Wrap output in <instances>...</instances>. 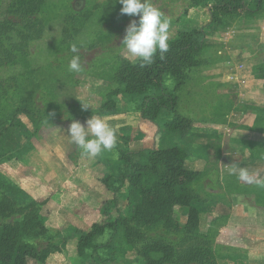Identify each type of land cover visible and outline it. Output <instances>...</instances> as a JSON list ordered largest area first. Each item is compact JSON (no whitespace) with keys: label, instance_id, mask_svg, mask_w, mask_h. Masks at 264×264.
<instances>
[{"label":"rangeland","instance_id":"1","mask_svg":"<svg viewBox=\"0 0 264 264\" xmlns=\"http://www.w3.org/2000/svg\"><path fill=\"white\" fill-rule=\"evenodd\" d=\"M37 1L41 0H24L15 8V11H21L18 12L20 14H14L12 0H0V24L10 23L0 40L15 57L12 62L6 61L8 64L0 66V130L13 121H19L25 126L24 130H10L0 138V201L3 198L8 199L15 209L36 204L47 231L42 237H24L23 242L37 251L49 247L58 248L57 253L51 254L56 258L49 262L50 255L45 264H48L47 261L49 264H147L137 255V251L157 242L169 246L175 253L171 262L161 264H227L224 254H218L214 249V228L208 229L204 225L191 238L185 237L184 233L171 225L159 224L141 228L138 236L130 237L132 250L128 249L121 233L111 241L112 231L107 227L101 235L92 239V247L97 248L96 257L100 262L90 257L93 253L91 248L85 250L84 256L78 255L80 235L87 234L93 225H107L118 216L128 219L126 199L121 194L124 190L118 194L109 191L111 200L101 203L98 201L90 206L94 216L81 218V224L77 226L73 223V217L66 215H71V211L74 214L76 211L79 213L81 203H66L62 200L56 202L58 192L50 185L44 167L46 164L40 156L43 150L47 151L46 147L51 148L48 146L47 137L56 139L54 126L58 124L65 127L64 122L74 119L86 125V120L96 117L97 111L81 109L87 98L102 105L108 95L114 92L113 100L118 101L117 104L121 105L123 112L130 113L140 108L143 96L123 94L120 85L113 80L120 59L137 62L122 48V40L126 27L139 17L121 15L122 5L119 0ZM245 1L247 5H253L259 0ZM151 3L170 21L168 42L184 30L203 29L207 34L211 29L208 11L211 0H202L201 6L194 5L193 0H151ZM33 7H37V11L29 14L23 24V14ZM224 19L223 27H217L206 35L204 47L197 57L204 63L202 66L212 69L210 72L213 76L209 77L204 68H195L177 91L174 89L175 83L170 78H165L166 88L177 96V112L193 122L192 137L198 136L202 131L200 129H206L201 126L204 125L203 121L206 123L211 119L216 124H222L228 121L225 118L230 115L231 120L235 121L230 122V128L239 127L264 134V104L257 108L249 105L234 106L238 105L237 101L234 103L224 93L226 87L221 84L218 76L215 77L222 70L225 58L229 57V62H240L249 69L251 77L257 81L258 84L252 92L264 94V0H261L260 7L254 14L242 12L236 17ZM73 43L80 46L79 55L83 67L80 73H70L67 67L73 56L70 51ZM195 95L196 101L193 100ZM169 119L162 113L156 125H163ZM176 135L180 136L177 133ZM127 138L121 139L124 144ZM153 143L147 147L154 148ZM184 144V147L179 146L191 151L190 144ZM242 144L238 148L242 153V163L253 164L258 169L256 173L264 180V138L261 145H258L259 142L256 145ZM212 149L209 157L214 161L218 155L215 149L219 148ZM118 152L115 149L109 155L110 159L106 156L102 160H93L84 156L76 147L69 156L75 163L80 162V166H86L89 172L95 173L97 180L99 178L102 182L109 176V180L106 178L108 183L117 185L122 171ZM48 158L54 164L52 157H46L47 160ZM209 167L202 174L199 173L196 180L188 186V192L193 198L192 205L199 212H204V207L207 206L203 205L212 201L216 193L212 185L215 174ZM225 180L235 187L234 179ZM216 183H220V180ZM217 191L223 193V189L219 187ZM240 191L263 196L258 204L264 205V187L242 182ZM112 200L115 201L114 204H111ZM185 211L187 216L186 209H177L173 223H185ZM20 220V215L13 214L7 219L0 218V225L14 224ZM104 245L108 246L102 248ZM190 246H194L196 252H190ZM187 251L190 256L186 255ZM151 257L156 263L160 258L159 255ZM28 264L38 263L29 260Z\"/></svg>","mask_w":264,"mask_h":264},{"label":"trees","instance_id":"2","mask_svg":"<svg viewBox=\"0 0 264 264\" xmlns=\"http://www.w3.org/2000/svg\"><path fill=\"white\" fill-rule=\"evenodd\" d=\"M24 0H12L14 14H20L18 9ZM208 8L211 26L210 31L225 25L224 18L236 17L244 12L254 14L260 7L261 0L253 5H247L245 0H211ZM37 2H42L37 1ZM194 5L201 6L202 0H193ZM37 11V7L30 8L23 14L22 22L29 14ZM32 23L31 21H28ZM9 22L0 24V37L7 30ZM209 31V32H210ZM206 31L203 29L184 30L178 32L175 39L168 42L169 49L160 58L159 53L151 65L143 68L138 62L132 63L126 59L119 60L118 70L113 75V80L122 88L125 95H142L140 113L142 120L158 125V119L162 113L170 119L158 129L164 128L167 133L190 136L193 123L189 118L177 112V96L168 91L165 85V78H170L174 83V89H179L185 84L191 70L204 64L197 57L204 47ZM13 57L0 40V66L12 62ZM7 61V62H6ZM114 92L110 93L105 103L95 113L96 116L104 117L116 112V104L113 100ZM25 126L19 121H13L8 127L0 130L2 138L10 130H24ZM127 142L125 141V144ZM167 143V144H165ZM187 154L167 140L156 144L154 148L143 149L138 152L119 150L118 161L122 165L117 185L109 184L108 177L102 180L107 190L113 193H120L124 190L123 196L126 201V213L128 219L118 216L112 222L104 226L93 225L91 230L80 235L78 241V255L84 256L85 250L92 249L91 258L97 262L96 247H92V239L101 235L105 228L112 231L111 241L118 235H123L128 249L132 250L130 237L138 236L141 228H150L159 224L171 225L177 231L184 233L185 237H192L199 230V209L192 205L193 198L188 192V186L193 183L199 173L189 170L186 166ZM111 204L115 201L112 200ZM186 209L187 216L185 223H173V216L177 209ZM108 214V212H106ZM13 214L21 216V220L14 224L4 223L0 225V264H28L29 260L38 264H45L47 258L59 250L56 247H49L41 251L35 250L29 244L23 242L24 237H42L47 231L43 225V219L36 204L32 203L25 207L15 209L8 199L0 201V218L7 219ZM131 224L132 226H129ZM108 245L102 246L106 248ZM194 246H190V252H196ZM190 252H185L190 256ZM147 264H161L171 262L175 253L172 248L157 242L143 246L137 251ZM152 255H159L158 262H154ZM105 263V262H104Z\"/></svg>","mask_w":264,"mask_h":264},{"label":"crops","instance_id":"3","mask_svg":"<svg viewBox=\"0 0 264 264\" xmlns=\"http://www.w3.org/2000/svg\"><path fill=\"white\" fill-rule=\"evenodd\" d=\"M224 37L227 36L224 34ZM227 58L229 57L225 58V62L221 66L222 70L217 72L215 77L218 76L221 84L226 87L224 93L234 100V103L237 101L238 105L234 104V106L249 105L257 108V106L264 104V94L262 92H252L258 83L251 77L249 69L245 68L240 62H229L230 60H227ZM202 65L200 67L206 69L207 75L212 77V69ZM238 75L240 77H237ZM257 93L258 95H256ZM196 99L195 95L193 100L196 101ZM117 102H115L116 112L114 114L104 117L96 116L102 118L105 123L112 127L117 136L116 147L111 152H103L97 159L102 160L106 156L110 159L109 155H112L115 149H126L129 152L151 149L152 147H147V145L151 144L152 146L153 142V146L161 144L165 140L173 145H178L177 147L187 154L186 166L189 170L202 174L203 170L210 166V170L215 174L212 185L215 187L216 193L213 195L212 201H208L207 205H203L207 206L204 207V212L200 211L199 229L203 228V225L208 229L214 228L216 232L214 249L218 254H224L227 264H264V205L258 204L263 196L258 197L255 193L246 194L245 191H240L242 182L238 179L237 174H233L231 168V165H237L248 169L250 173L257 174L258 169L253 164L242 163V153L238 148L242 147V143L256 145L259 142L258 145H261L264 134L239 127L230 128V122H235L231 120L230 115L225 118L228 121L222 124H216L211 119H208L206 123L203 121L204 125L201 126L206 129H200L203 132L201 131L198 136L182 137L173 133L169 134L164 128L158 129L156 124L142 120L137 111L123 112L124 109ZM252 103L253 105H251ZM100 107V102L98 104L97 101L87 98L82 103L81 109L98 111ZM74 120L79 121L78 119ZM74 120L64 122L65 127L58 126V124L54 126L56 139L52 136L47 137L48 146H51V148L46 147L47 151L43 150L40 158L46 164L44 167L47 170L46 174L50 185L54 186L58 192L56 202L62 200L66 203H81V207L78 209L79 213L76 211L74 214L71 211V215H66L73 217V223L79 226L81 218L94 216V211L90 206L98 201L101 203L111 200V193L101 182V179L98 178L97 180L95 173L89 172L90 170L86 166H80V162L75 163L69 156L71 151L76 148L67 135V130ZM126 137H128L127 143L124 144L121 139ZM183 142L190 144L191 151L182 148L184 147ZM179 145H182V147ZM216 147L219 148L215 149V153L218 155L215 156L214 161H211L209 151ZM49 156L52 157L54 164L50 163L49 158L46 159ZM68 161L69 164H67ZM225 178H228V180L234 179L233 184L235 187L230 186L229 183L231 182L228 183ZM219 180L220 183H216ZM217 187L223 189V193H218ZM32 198L35 200L34 196ZM184 215L186 219V211ZM75 218L80 219L78 220L80 223ZM205 223L208 225L206 226ZM77 229L84 232L80 227H77ZM55 258L54 255H51L49 262ZM49 262L47 261L48 264Z\"/></svg>","mask_w":264,"mask_h":264},{"label":"clouds","instance_id":"4","mask_svg":"<svg viewBox=\"0 0 264 264\" xmlns=\"http://www.w3.org/2000/svg\"><path fill=\"white\" fill-rule=\"evenodd\" d=\"M119 3L122 5L121 15L139 17L138 20L133 19L126 27L122 48L141 68L151 65L158 53L162 59L169 49L170 21L151 0H119ZM70 51L73 56L68 63V71L80 73L83 71L79 55L80 46L73 43ZM85 123L86 126L74 120L67 130L70 141L84 156L95 159L103 152H111L116 147L115 130L102 118L92 116ZM231 168L241 182L264 187V180L259 174L250 173L248 169L237 165H231Z\"/></svg>","mask_w":264,"mask_h":264}]
</instances>
